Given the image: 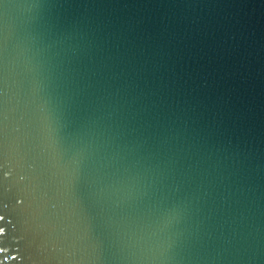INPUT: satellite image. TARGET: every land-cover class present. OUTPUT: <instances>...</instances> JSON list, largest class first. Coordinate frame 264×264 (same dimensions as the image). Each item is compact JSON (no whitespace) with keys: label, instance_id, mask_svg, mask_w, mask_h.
<instances>
[{"label":"water","instance_id":"water-1","mask_svg":"<svg viewBox=\"0 0 264 264\" xmlns=\"http://www.w3.org/2000/svg\"><path fill=\"white\" fill-rule=\"evenodd\" d=\"M0 264H264V0H0Z\"/></svg>","mask_w":264,"mask_h":264},{"label":"snow or ice","instance_id":"snow-or-ice-1","mask_svg":"<svg viewBox=\"0 0 264 264\" xmlns=\"http://www.w3.org/2000/svg\"><path fill=\"white\" fill-rule=\"evenodd\" d=\"M3 217H0V220H2ZM4 232V229L3 228H0V234H2Z\"/></svg>","mask_w":264,"mask_h":264}]
</instances>
